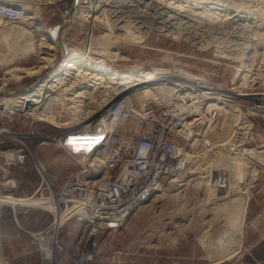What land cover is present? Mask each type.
Here are the masks:
<instances>
[{"label":"built area","instance_id":"built-area-1","mask_svg":"<svg viewBox=\"0 0 264 264\" xmlns=\"http://www.w3.org/2000/svg\"><path fill=\"white\" fill-rule=\"evenodd\" d=\"M63 1L46 3L56 14ZM25 5L40 13L38 0L1 1L0 25L3 22L34 20L37 16L48 26L49 32L54 31L52 26L54 29L59 26L61 40V25H65L67 12L61 16L62 23L51 25L35 11L26 12ZM58 42L70 45L62 40ZM63 49L66 50L65 47L60 48L61 51ZM248 74L241 79L243 83L238 89L231 88L233 91H218L183 81L171 85L164 79L149 85L150 93L141 100L134 91L141 83L131 82L127 90L120 93L112 91L108 107L96 112L90 123L64 127L66 129L61 134L47 137L49 142L59 144L69 155L81 161L80 171L60 187L46 174L34 149L28 153L27 147L20 141L14 144L12 150H6L11 135L23 140V134L9 133L7 129L0 128V157L4 158L3 163H16L22 167L30 159L42 177L36 192L30 196H17V181L5 173L0 183V209L6 205L14 206V202H18L16 206H28L22 203L23 197H35L40 204L52 205L55 219L48 231H42V238L36 237L43 248L48 232L58 225V213L65 215L63 223L58 225L60 227L78 219L93 225L95 232L99 228L118 229L131 214L164 190L167 179L173 180L176 171L183 172L184 178L195 171L213 180L216 193L224 197L229 188L231 169L225 162L214 164V155L226 160L230 155L240 156L247 163L246 177L256 180L263 164L256 156L261 152L258 150L260 146H253L252 142H255L258 130L264 129V88L257 84L258 77ZM66 92L71 95V91ZM1 95H7V92H0ZM23 111L0 113V120L15 114L29 115L30 109ZM231 111L239 115L231 123L230 136L221 141L222 125ZM234 134L236 139L239 138L238 146L232 150L228 149L229 145L222 147L221 144L228 143ZM233 142L236 145V141ZM214 146L217 148L207 160L203 156L204 150ZM42 232L37 235H42ZM93 260L89 250H77L72 254L71 264H91Z\"/></svg>","mask_w":264,"mask_h":264},{"label":"rangeland","instance_id":"rangeland-1","mask_svg":"<svg viewBox=\"0 0 264 264\" xmlns=\"http://www.w3.org/2000/svg\"><path fill=\"white\" fill-rule=\"evenodd\" d=\"M24 1L31 2L32 0H24ZM38 1H41L43 3V4L40 3L42 4L40 5V7H45L43 9L40 8V13H41V14L39 13L40 16L44 18L46 22H49L52 25L59 23L60 21H63L61 16L65 12H67L68 18L65 19L66 20L65 25L64 26L61 25V28L63 29L62 31H60L61 40L64 41V43H69L70 45H75L80 48H83L84 45L87 44L86 32L89 28V22L75 16L74 12L76 11V9L78 10L81 5H82L81 7L84 9L89 8L88 4H90V2L94 0H85V1L64 0L63 2H61V6L59 10H57L56 14H53L51 12V6L48 7L45 0L44 1L38 0ZM66 2L67 4H65ZM112 8L115 9L114 6H112ZM123 11H124L123 14H126L128 12L125 11V9ZM150 18H151L150 16L148 17V19L147 16L144 17L143 22L148 23L147 21L150 20ZM181 18L184 19L183 21L187 19L185 21L186 23L181 21L182 19L181 20L176 19L174 23L178 24L177 27H175V24L173 23L174 30L170 29L172 32H174V34L171 31H167V34L166 31H163V34H157L153 32L148 37V43L153 47L160 48V50L143 49L137 46L122 45V47L120 46V49L128 53L131 59L113 61L115 62V65L119 68H128L130 66L138 67L139 65H155V66H163L172 71H175L179 68H183L195 74L203 75L215 83L218 84L221 83L225 91L228 90L233 91L231 89L233 88L231 78L234 75V73H236L237 71L236 66H240L241 62L234 63L232 59L223 60L215 57L214 55L215 47L213 46H210L209 47L210 49H205L206 47H208L206 44L208 41L210 42L211 40V42H213L215 40L218 42L219 40V42L222 41L220 42L221 44H228L229 45L228 47H230L235 53L240 51L242 52V50L243 51L246 50L245 54L253 56V60L249 62L250 63L249 68L251 69L249 73L250 75L258 77L257 84L260 87L264 88V42L263 43L261 42L262 44L259 45H254V46L251 45L249 46V49L243 48L245 46L244 42L250 40L249 38L252 39L254 34H255L254 36L255 39L253 38L254 41L258 40L257 39L258 36L256 33L252 32L253 33L252 34V33H247V31L246 32L242 31L243 33L242 34L241 31L238 32L237 29L231 28L232 26L225 27L226 25L220 26V24L213 25L212 27L207 26L208 27L207 28L206 26H203L204 24L199 23L200 24L199 26L197 23L198 20L195 21L188 20L186 16L185 17L183 16ZM193 22L197 24L195 25ZM178 26L180 27V29ZM93 28H94V34L96 33L97 35L101 32V29H103V24L97 22ZM187 28H189V30ZM176 29L179 30V32L176 31ZM180 30L182 31L183 34L182 36ZM183 30H185L186 32L185 31L183 32ZM168 32L169 33L171 32L172 34L171 33L169 34ZM195 32H198L196 33V35L198 36L193 38ZM188 33L189 35L192 34L193 35L190 38H186ZM244 33L248 34V36ZM250 34H252L253 36H251ZM212 35L216 37H213ZM34 36H35V40L37 41V44L40 45L41 35L38 32H34ZM61 40L59 37L57 41H61ZM237 41L239 42L237 43ZM257 42L258 41H256V43ZM203 44H205L206 46ZM241 44H243V46H241ZM59 45L61 46V44ZM247 50H251V51H247ZM168 51L173 52L172 55L173 58L169 62L168 60H163L164 59L163 57H165L166 53L168 54ZM179 53L180 54L185 53L187 56L193 55L194 57L200 59L196 60V59H191L190 57H183L179 55ZM60 55L58 53V57H60ZM94 57L100 60H105V62H112L104 54L95 53ZM201 59H206V60L216 59L218 61H222L223 64H217L211 61L209 62L202 61ZM39 60H40L39 52H35L27 57L18 58V60L15 63H12L8 66L0 65V78L4 77V73L6 70L12 68L16 64L31 66L36 64ZM57 64H59V61L56 62V65ZM47 74L48 72H46L43 75L46 76ZM40 75L41 74L39 73L34 76H26L23 77L22 80L20 81L10 80L5 85L4 90L7 92L8 97L15 96L16 94L23 91L32 84H35L39 79ZM62 106L63 104L62 105L56 104L54 106L55 109L53 108L54 111L52 110L57 120L59 119L58 121L60 122V124L70 121V115L68 109L66 108V105L63 108ZM91 119L87 120L83 124L85 125L90 123ZM223 126L224 125H222V127ZM64 127L66 126H61L59 125V123L52 124L50 122L47 123L42 121L39 122L37 121L35 123L34 119L30 115H26V114L24 115L15 114L14 116L13 115L11 117L8 116L0 120V128L7 129L8 131H10L9 133L13 132L16 134L18 133L23 134L22 137L23 140L19 139L18 136L11 135L12 138H8L10 142L6 147V150L8 149L12 150L13 148H15L14 144L21 143L20 141H22V143L27 147L28 153H30V149H34L37 152L39 160L43 163L45 167L46 174L49 176L51 181H53L55 185L58 187L62 186L70 176L78 173L81 169L80 160H77L76 158L70 156L64 149H62L59 146V144L53 142H47V140L45 139L47 137L53 136L52 134L54 133L55 135L61 134L62 133L61 131L68 128V126L66 128ZM225 127H226V131L223 132L222 130L223 134L221 136V141L227 139L231 134V123L226 125ZM257 133L258 136L255 142H252V145L255 146L256 144H258L260 146L258 150H260L261 152L256 156L263 164L262 170L258 178L256 180H253L252 178L246 177L244 180L243 179L240 180L239 182L240 185L238 184V186L235 187V189H233L234 187L230 185L232 182V179H230L229 188L223 194L225 196L227 195V196L235 197L238 196L241 192L242 193L240 195L242 196L248 193L247 195L244 196V198H246L249 195V197H247L248 200L246 199L247 212H246L245 226L243 228L244 229L243 237L241 240L242 243L238 241L239 238L235 235L236 238L233 237L232 238L233 242H231L233 244L231 245V243H227V245H225L227 246L226 249L224 246L223 247L221 246L220 248L216 247V244L218 243L219 240L218 238L219 234L223 231L225 233L226 228L228 229L227 223L225 224L224 222L227 221L225 215L226 213L223 211H218L217 208L215 210L214 206L216 203H212L208 201L207 190L205 189L206 185H202L201 187H198L199 186L198 181L195 178L196 173L195 174L192 173L191 175L187 176V178L185 177L186 179L184 178V175L183 177H178V179H176L173 182H171L172 179L170 178L167 179V182L165 183L166 185L164 186V192H165L163 193L164 195H156L154 199H152L147 204L195 206L196 211L194 212V214L200 217L201 219L200 221H198L197 223H192L187 225H184L185 222L181 221V219L173 218V217L163 218V219L157 218L155 221H150L149 218H145V216L149 217L151 215H154V213L146 212V213H142L141 219L138 220L136 223L132 224V222H130L129 223L130 225H128L129 218L132 215L141 212L142 210L141 207L138 211L131 214L122 224V226H120L118 229L109 230L106 228H99L112 232H118L122 230L125 231H123L120 234V236L113 239H111L110 237H104L103 239L104 247L107 248V250L106 252L99 254L98 257H96V255L89 250L94 257V260L91 264H264V260L262 259L260 260L257 257L255 251L252 248H249V245L245 241L247 234L249 236H253V237L255 236L257 228L264 230V227H262V225H264V214L262 215V217L257 216L258 218L257 217L253 218V220L255 221H252V219H250V200L252 197L251 195L252 189L258 183L264 184V152H263L264 129L260 128ZM43 147H49L47 149H50V147L53 148L57 147L58 149L62 150L63 153L66 156L70 157L72 162L74 163L72 164L73 170L68 169V172L64 171L66 165L63 162V158L62 159L52 158L53 155L51 154L50 151H49L50 153H44L45 155L42 154L40 150ZM200 150H202V148ZM206 151L207 149L204 150V152ZM209 152L207 155H209ZM45 156H47L48 158L47 161ZM205 158L208 160V157ZM3 162H4V158L0 157V183L2 182V176L5 173H7L10 179H14L17 181V190H16L17 196H24V195L30 196L34 192H36L37 188L42 182V177L37 172L33 164L30 162V159L22 167L17 165L16 163H10L5 165V163ZM71 171L73 173H71ZM31 172L36 174V180H33V176H32L33 174H31ZM25 173H30V175L29 176L25 175ZM51 174H59L62 175V177L58 179L57 182L55 179H53L54 177H52ZM22 179H23V183L21 181ZM184 180H186V182ZM184 183L185 185L187 183V185L185 186ZM236 188H239L240 191L235 192ZM244 191L246 192L244 193ZM28 206L21 207L17 205L15 207L12 205L11 206L6 205L0 209V230L2 228L1 210L3 208H7L10 209L9 213L11 215L10 219L12 220V223L9 222L10 220L9 219L7 223L9 227L6 228H8L9 232H13V234H11L12 235L11 244L7 245V247L5 244L6 242L3 240V238L0 237L2 257H4V259L3 258L0 259V263L1 262L4 263L6 261L7 263L5 262L4 264H50V263L62 264L60 255L63 250V243L60 238V233L62 229L65 227V225L69 223L71 220L64 223L60 227V230L56 238H54L53 236L51 237L50 233L48 234L47 239L43 243L47 245H51L54 248L53 254L48 255L47 251L45 249L43 250L44 247L41 248L39 243L40 241L36 240V234L42 231L45 232L48 231L47 230L48 227L55 219L54 212L51 210L50 207L49 208L44 206L42 207L40 203H37V205H30L29 207ZM53 210H55V208ZM222 214L224 216H220ZM173 215H176V213H173ZM182 215H184V213ZM216 215L222 218L216 219L218 218L216 217ZM93 228L94 226L92 227V232L96 233L93 230ZM16 230H18V232ZM235 233H237V231H235ZM18 234L20 237L18 236ZM226 238H228V236ZM57 240L59 242L58 244H57ZM262 243L264 244V239ZM263 244H260L259 247L264 250ZM217 246H219V244H217ZM230 246L232 247L230 248ZM6 248L8 249V251H6L7 250ZM73 252L74 251L71 252V258L69 264H71L72 262ZM196 252H198L199 255L198 259L192 260L191 258L188 257V255H191V253L195 254Z\"/></svg>","mask_w":264,"mask_h":264},{"label":"bare ground","instance_id":"bare-ground-1","mask_svg":"<svg viewBox=\"0 0 264 264\" xmlns=\"http://www.w3.org/2000/svg\"><path fill=\"white\" fill-rule=\"evenodd\" d=\"M1 1L5 2L9 0H0V2ZM45 1L47 3H56L59 0ZM39 2L42 3L41 1ZM88 5L89 8L86 9L82 8L81 5L80 8L78 10L76 9L74 12L75 16L89 22V28L86 33L87 44L84 43L86 45H84L85 48H80L75 45L66 46V44L62 43L60 46V43L58 44L57 41L59 32L57 36H54V26H52L54 31L49 32L48 26H46L42 19L37 16H35L34 20L31 19L18 23L3 22L0 25L1 66H8L15 63L18 58L27 57L35 52H39L40 56V60L34 65L25 66L16 64L12 68L6 70L4 77L0 78V92L5 91V85L10 80L20 81L23 77L34 76L39 73L41 74L35 84H32L15 96L8 97V95H1V114L23 111L26 109L27 99H33L35 102L29 107V115L34 119L35 123L37 121L47 123L50 122L52 124L59 123V125L67 127L70 125L72 126L85 123L88 119L92 118L96 112L107 108L108 100L112 95V91H116L117 93L125 91L130 86L131 82H136L137 84L141 83L139 84L140 86L134 90L137 93L138 100L143 99L147 93H150L149 85H153L156 83L155 81L162 80L163 82V79L171 85L175 82L183 81L204 88L224 91L225 89L222 87L221 83H215L203 75L195 74L183 68H179L175 71L169 70L163 66L155 65H139L138 67L130 66L128 68H119L115 65V62H113L117 60L131 59L128 53L120 49V46L122 47V45L137 46L143 49L160 50V48L153 47L148 43V37L150 34L153 32L163 34V31H166L167 34V31H171L172 29L174 30L173 25L175 24V20H181V17L183 16H186L188 20H198L197 23L199 26L200 24H204L203 26L212 27L213 25L220 24V26L226 25L225 27L232 26L231 28H235L238 32L241 31V33L242 31H247V33H256L258 36V38L256 36L258 39L256 41L258 42L256 43V41H254L255 34L253 36L252 33L250 35L253 36L254 39L249 38L250 40L245 41V46L243 47L244 49H249V46L251 45H259L264 42V0H94ZM112 6H114L115 9H113ZM24 8L28 13L35 11L28 5H25ZM124 9L125 11H128L126 14H123ZM35 13L38 14L36 11ZM148 15L151 17L150 20L147 21L148 23L143 22L144 17L147 16L148 19ZM129 17L133 19H130ZM183 20L184 19L181 21ZM97 22L103 24V29H101V32L96 35V33L94 34L93 32V27ZM197 23L194 24L196 25ZM177 25L178 24H175V27H177ZM29 27H32L41 34L40 45L37 44L34 32ZM187 29L189 30V28ZM176 31L179 32L177 29ZM184 31L185 30H183V32ZM172 33L174 34V32ZM196 33L198 32H195V35L192 34L193 38L198 36ZM182 35L181 31V36ZM192 35H189L188 33L186 38H190ZM246 35L248 36V34ZM239 41H237V43ZM208 42L206 43L208 47L205 49H210V46L215 47V57L223 60L232 59L234 63L241 62L240 66H236L237 71L231 78L232 87L238 89L243 83L241 79L251 71L249 68V62L253 60V56L245 54L246 50H242V52L239 50L240 52L235 53L230 47H228V44H221L220 42L222 41L219 42V40L218 42L215 40L213 42H211V40L209 43ZM241 46H243V44H241ZM60 47H65L66 50L63 49V51H58ZM58 53L59 55L61 54L60 57H58ZM95 53L104 54L112 62H105V60L95 58ZM172 55L173 52L168 51V54L166 53L163 60H168V62L171 61L173 58ZM179 55L196 60L200 59L194 57L193 55L187 56L185 53H179ZM201 60L208 62L211 61L213 63H222V61H218L216 59ZM57 61H59V64L56 65ZM46 72H48V74L44 76L43 74ZM66 91H71V95H69ZM67 99L69 102H67ZM54 104H63L62 108L66 105L70 115L69 122L60 124L58 121L59 119L57 120L55 114L52 112L55 106ZM225 110L229 111L228 109ZM238 115V113H234L232 111L229 115H227L226 123L223 126V132L226 131L225 126L228 125V123H232L237 120ZM107 123L108 122H105V124ZM53 136L55 135L53 134ZM52 139L57 140V138ZM46 140L49 142L47 138ZM234 140L236 141V145H233ZM237 142L239 143V138L236 139V135L234 134L228 143H223L221 146L227 147L229 145L228 149L232 150V148L235 149L238 146ZM216 148L217 146L207 149V151L203 153V156L211 159V153ZM240 151H242V148ZM208 152L209 155H207ZM212 162L214 164L222 162L228 163V166L231 169V186L234 187L233 189H235L238 184L240 185V180H244L247 176V163L238 155H230L227 160L226 158L223 159L214 155L212 157ZM192 173L195 174L196 172L193 171ZM178 177H183V172H174L172 182L178 179ZM195 178L198 181V187L206 185L205 189L207 190L208 201L216 203L214 206L215 210L217 208L218 211L226 213L223 214L226 215L227 221L224 222L225 224L227 223L228 229H224L226 231L225 233L223 231L219 234L218 243L216 240V243L219 244V246L216 244V247L220 248L221 246H224L226 249L227 246L225 245L233 242L232 238L235 237V235L239 238L238 241L241 242L247 212L246 201L248 200L247 197H249V195L246 198H244V196L248 193L244 196L240 195L242 192H239L240 194L238 196H235L234 194L235 197L227 195L219 197L218 193H216L215 187L213 186V180H209L200 174H196ZM160 191L161 192L157 195H164V190L162 189ZM236 191H240L239 188H236L235 192ZM245 192L246 191H244V193ZM41 206L51 208V205L41 204ZM223 214L220 216H224ZM216 217H218V215H216ZM64 218L65 215H59L58 213L59 221L57 220V224L61 225ZM219 218L222 217H218L216 219ZM58 225H56L53 230L48 232V234H51V237L53 236L56 238L60 230V226ZM232 230L237 231V233ZM41 234L42 235L39 236L36 234V237L39 239L42 238L41 236H44V234L43 232ZM227 236L228 238H226ZM232 244L233 243H231V245ZM46 245L47 244L45 243L42 244L48 255H52L54 248L51 245ZM231 247L232 246H230V248ZM2 258L4 259V257H2V249L0 246V259Z\"/></svg>","mask_w":264,"mask_h":264},{"label":"crops","instance_id":"crops-1","mask_svg":"<svg viewBox=\"0 0 264 264\" xmlns=\"http://www.w3.org/2000/svg\"><path fill=\"white\" fill-rule=\"evenodd\" d=\"M59 23H62V22L60 21ZM59 23H56L55 25H58ZM217 64H223V63H217ZM47 148L49 147H43L40 150V152L42 154L51 152V154L53 155L52 158L54 159L63 158V162L66 165L64 168L65 169L64 171L68 172V169L73 170L72 164L74 163L72 162L70 157L66 156L63 153L62 150L58 149L57 147H54V148L50 147V149H47ZM51 154H48V155H51ZM45 157L47 161L48 158L47 156ZM33 172H31V174H33L32 175L33 180H36V174ZM71 173L73 172L71 171ZM25 175L29 176L30 173H25ZM51 175L52 177H54L53 179H55L57 182H58V179L62 177V175H59V174H51ZM21 181L23 183V179ZM251 195L252 197L250 200V219H252V221H255L253 220V218H256L257 216L262 217V215L264 214V184L263 183L256 184L255 187L252 189ZM21 200L23 201L22 203H25L29 206L37 205V203H39V200H37L36 198L23 197L21 198ZM16 203L18 202H14L15 206H16ZM51 209L52 211H54L53 210L54 207L52 205H51ZM9 211L10 209H7V208H3L1 210V224H2L1 227L2 228L0 230V237L3 238V240L6 242L5 243L6 247L7 245L11 244V236H12L11 234H13V232H9L8 228H6V227H9L7 223L11 217ZM195 211H196L195 206H189V205L145 204L142 207L141 212H138L129 218L128 225H130L129 224L130 222H132V224L136 223L138 220L141 219L142 213H146V212L154 213V215H151L149 217L145 216V218H149L150 221H155L157 218L163 219V218L173 217V218L181 219V221L185 222L184 225L197 223L201 219L200 217H198V215L194 214ZM173 213H176V215H173ZM183 213L184 215H182ZM9 222L12 223V220L10 219ZM92 227L93 225H91L89 222L84 221V220H78V219H73L65 225V227L62 229L60 233V238L63 243V250L60 255L62 264H69L72 251L85 250V249L90 250L89 249L90 245L88 243V240L90 238V235L94 233L92 232ZM262 227H264V225H262ZM16 231L18 232V230ZM123 231L125 230L118 231V232H112V231H106L105 229H99L96 232V239L94 240V244L92 246L93 250H90V251H92L96 255V257H98L99 254H102L103 252H106L107 250V248L104 247V242H103L104 237H110L111 239H113V238L120 236V234ZM263 239H264V230H261L260 228H257L256 234L254 237L249 236L247 234L245 238V241L249 245V248H252L255 251L257 257L260 260L261 259L264 260V250L259 247L260 244H263L262 243ZM6 251H8V249ZM198 256H199L198 252H196L195 254L191 253V255H188V257L191 258L192 260L198 259L199 258ZM50 264H54V263H50Z\"/></svg>","mask_w":264,"mask_h":264},{"label":"water","instance_id":"water-1","mask_svg":"<svg viewBox=\"0 0 264 264\" xmlns=\"http://www.w3.org/2000/svg\"><path fill=\"white\" fill-rule=\"evenodd\" d=\"M59 29H60V27L59 26H56L55 27V31H54V33H53V35L54 36H57V34H58V32H59ZM35 101L34 100H32V99H27V101H26V110L30 107V105L31 104H33ZM25 111H22V113H24ZM96 239V233H92L91 235H90V238H89V240H88V243H89V245H90V247H89V249L90 250H93V244H94V240Z\"/></svg>","mask_w":264,"mask_h":264}]
</instances>
